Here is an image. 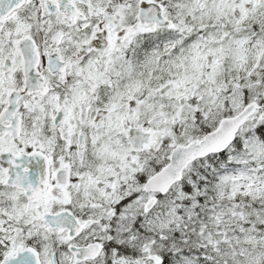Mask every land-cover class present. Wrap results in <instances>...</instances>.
I'll return each mask as SVG.
<instances>
[{"label":"snow or ice","instance_id":"snow-or-ice-1","mask_svg":"<svg viewBox=\"0 0 264 264\" xmlns=\"http://www.w3.org/2000/svg\"><path fill=\"white\" fill-rule=\"evenodd\" d=\"M0 264H264V0H0Z\"/></svg>","mask_w":264,"mask_h":264}]
</instances>
